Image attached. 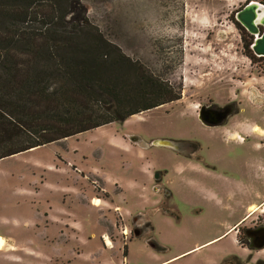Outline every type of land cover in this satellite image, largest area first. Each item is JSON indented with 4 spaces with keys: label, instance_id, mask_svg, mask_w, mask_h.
Returning a JSON list of instances; mask_svg holds the SVG:
<instances>
[{
    "label": "rangeland",
    "instance_id": "1",
    "mask_svg": "<svg viewBox=\"0 0 264 264\" xmlns=\"http://www.w3.org/2000/svg\"><path fill=\"white\" fill-rule=\"evenodd\" d=\"M248 1L61 4L66 18L86 17L181 98L1 158L0 235L7 239L0 236V264H153L142 239H132L136 213L153 220L160 254L193 247L172 264H216L239 249L231 229L197 245L264 209V57L245 54L234 22ZM43 21L38 16L32 28H45ZM201 105L222 109L221 122L203 123ZM155 138L197 142V157L179 161L178 152L150 143ZM165 167L162 183L172 195L162 212L151 202L149 176ZM247 216L243 224L264 222V210Z\"/></svg>",
    "mask_w": 264,
    "mask_h": 264
},
{
    "label": "trees",
    "instance_id": "2",
    "mask_svg": "<svg viewBox=\"0 0 264 264\" xmlns=\"http://www.w3.org/2000/svg\"><path fill=\"white\" fill-rule=\"evenodd\" d=\"M44 2L0 0V159L181 98L86 17L66 18L61 4L81 0ZM38 16L45 28H32ZM234 22L256 57L253 35Z\"/></svg>",
    "mask_w": 264,
    "mask_h": 264
},
{
    "label": "flooded vegetation",
    "instance_id": "3",
    "mask_svg": "<svg viewBox=\"0 0 264 264\" xmlns=\"http://www.w3.org/2000/svg\"><path fill=\"white\" fill-rule=\"evenodd\" d=\"M191 146L192 145H190L188 142H183V141L181 142V147H183L184 149L186 148V151L185 152L183 151L185 155L191 154L190 151V149L192 148ZM156 172L154 173V178L152 182L153 186H152L151 195L153 201L151 202L152 204H154L155 207L157 205L159 207L163 205V208L162 209L159 208V209L162 210V212H166L169 210H167L166 207H164L165 200L171 197L172 194L170 189L166 185H163L162 183L164 171L158 170ZM247 208H249V206H247ZM258 210H264V209L258 208ZM254 213H250L248 214V216L247 215L246 216L249 217ZM136 218H141V220L139 221L140 224H138V226L133 228L132 230L133 233L132 239L141 238L142 241L148 246V248H150L152 251L155 252H160L162 249H165V247L159 244L157 241V237L154 233L155 227L153 225V220H151L149 217L146 216V214L143 213H136L134 219ZM244 220H246V217L241 219L239 223L235 225L234 228L235 239L240 247V251H236L230 254L222 261V264H246L247 262L250 261H252V264H264V257L261 256L262 253H264V246L258 247V245L263 241L264 222L258 220L253 222V218H251L249 220L250 221L249 224H243ZM123 233L127 237L126 230L123 231ZM148 233H150V235H148ZM243 254H245V256ZM241 255H243L244 257Z\"/></svg>",
    "mask_w": 264,
    "mask_h": 264
},
{
    "label": "water",
    "instance_id": "4",
    "mask_svg": "<svg viewBox=\"0 0 264 264\" xmlns=\"http://www.w3.org/2000/svg\"><path fill=\"white\" fill-rule=\"evenodd\" d=\"M236 20L253 35V42L251 49L253 53L259 57H264V4L256 0H250L243 7H241L235 14ZM224 112L212 109L207 105H201L198 111L199 119L208 125H215L221 122ZM135 141V140H134ZM140 142V138L138 137ZM150 143L154 145L168 146L175 150L180 149L181 142L171 139H157ZM264 246L263 241L258 247Z\"/></svg>",
    "mask_w": 264,
    "mask_h": 264
},
{
    "label": "crops",
    "instance_id": "5",
    "mask_svg": "<svg viewBox=\"0 0 264 264\" xmlns=\"http://www.w3.org/2000/svg\"><path fill=\"white\" fill-rule=\"evenodd\" d=\"M240 128L242 127V126H239ZM140 138V137H139ZM157 139H170V138H155V139H152L151 141H153V140H157ZM171 140H175V139H171ZM150 141V142H151ZM175 141H180V142H182L183 140H175ZM183 142H188V141H183ZM190 145H192L191 147V149H190V151H191V154H188V155H185L183 152H180L179 150H175V149H173V148H171V147H168V146H163V147H166V148H169V149H172V150H174V151H176V152H178L179 154H181V156H179L178 157V159H179V161H189V162H192L193 163V160H195V158L197 157L196 156V154L198 153V150H197V142H194V141H189L188 142ZM150 144V143H149ZM158 146H161V145H158ZM187 148H188V145H187ZM190 148V147H189ZM187 156H189V157H187ZM189 159V160H188ZM187 169V167H181V166H178V170H180L181 172H183L184 170H186ZM160 171H164V173H166L167 171H168V167H165V168H163V169H159ZM191 170H193V169H191ZM149 178H150V180H151V183L153 182V178H154V175H153V172L152 173H150V176H149ZM142 191H143V193H145V191L147 190V187L145 186V184L143 183V186H142V189H141ZM147 195V196H146ZM149 195L148 194H145V195H143V196H141V197H143V198H147ZM149 199H150V196H149ZM151 200V199H150ZM147 201H149L148 199H147ZM263 202H264V200H263ZM261 206L262 204L260 203V204H258L257 206ZM247 214V213H246ZM246 214L244 215V216H242L239 220H237L235 223H233V224H231V226L229 227V228H227L224 232H221V233H219V234H217L216 236H214L213 238H211V239H207L205 242H202V243H200V244H198L197 245V247L198 246H200V245H202V244H204V243H206V242H209V241H211V240H213V239H215V238H217V237H219V236H221V235H223L224 233H226V231H228V230H230L231 229V231H230V233L231 232H234V226L237 224V223H239V221L241 220V219H243L245 216H246ZM2 238H4L5 240L7 239V238H5L4 236H2V235H0ZM234 240H235V242H236V239L234 238ZM1 241V240H0ZM236 244H237V242H236ZM143 245H145V247L146 248H148V246L145 244V243H143ZM162 246H164L163 245V243L161 244ZM193 248V247H192ZM192 248H188V249H183V250H181L180 252H178V253H176V254H174V255H170V256H165V255H163V254H160L159 252H155V251H152L150 248H148V249H150L151 251H152V256L154 255L155 256V259H156V261L153 263V264H172V263H174V261H175V259H173V258H175V257H177V256H181L182 254H184V253H186L187 251H189V250H191ZM236 251H240V247H239V249L238 250H236ZM235 250H231L230 252H226L224 255H223V257L221 258V260L219 261V262H217L216 263V261H215V263L216 264H222V261L226 258V257H228L230 254H232L233 252H236ZM241 256H243V255H241ZM261 256H263L264 257V253H262V255ZM244 257V256H243ZM243 257H241V258H243ZM246 264H252V261H250V262H247Z\"/></svg>",
    "mask_w": 264,
    "mask_h": 264
},
{
    "label": "bare ground",
    "instance_id": "6",
    "mask_svg": "<svg viewBox=\"0 0 264 264\" xmlns=\"http://www.w3.org/2000/svg\"><path fill=\"white\" fill-rule=\"evenodd\" d=\"M256 208V207H255ZM257 209V208H256ZM109 243V242H108Z\"/></svg>",
    "mask_w": 264,
    "mask_h": 264
}]
</instances>
